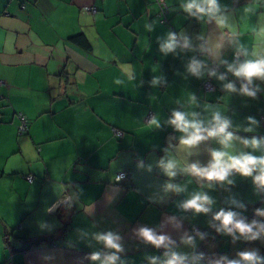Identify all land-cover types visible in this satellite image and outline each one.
I'll return each mask as SVG.
<instances>
[{
	"label": "crops",
	"instance_id": "obj_1",
	"mask_svg": "<svg viewBox=\"0 0 264 264\" xmlns=\"http://www.w3.org/2000/svg\"><path fill=\"white\" fill-rule=\"evenodd\" d=\"M164 1L165 24L155 0H0V264H92L89 254L105 249L91 234L106 230L123 237L121 259L151 264L146 257L162 258L164 249L140 241L133 229L147 225L159 230L169 215L182 218L181 229L162 230L173 240L179 242L184 231L189 233V225L207 229L215 237V241L197 239L192 249L179 246V251L193 255L201 249L204 258L198 264H209L222 255L235 259L247 249H257L264 257V238L233 242L209 226L212 213L193 214L176 207L190 193L202 190L215 201L213 213L225 208L247 216L255 205L264 207V192L256 191L251 178L234 174L233 185L201 189L196 178L178 172L171 182L186 185V191L163 194L168 178L157 167L164 150L178 145L180 134L167 124L176 110L195 111L207 122L211 110L206 106L213 105L231 119L233 129L247 127L251 116L259 122L256 131L236 135L264 136V91L257 99L228 94L222 83L235 79L230 73L224 82L207 75L211 70L225 73L220 60L234 62L237 43L249 52L264 48V36L253 32L264 27V0H218L227 8L225 14L238 37L207 18L184 13L180 8L184 0ZM169 32H183L191 50L162 54L159 43ZM77 34L89 41V51L70 40ZM201 34L203 41L198 39ZM209 40L223 45L218 57L199 50L201 45L209 47ZM192 57L205 62L203 78L187 72ZM125 65L133 66L132 80L125 74ZM154 76L161 77L155 86ZM208 78L213 91L201 88ZM255 83L264 89V81ZM189 94L195 95V105ZM18 113L27 119L23 134L17 133ZM153 114L161 120L160 129L147 124ZM115 129L122 136L116 137ZM234 143L237 150L249 151ZM213 148H220L216 139L201 142L191 156L182 147L170 151L181 162L204 165ZM140 161L143 167L138 168ZM119 172H127L126 182L115 181ZM29 175L31 183L25 179ZM77 193L79 198L70 209L46 212L61 195ZM154 193L164 195L165 202H150ZM230 198L239 200L244 209L233 207ZM41 221L49 227L41 229ZM66 222L69 227L63 234L60 229ZM48 236H52L48 243L20 248L29 240Z\"/></svg>",
	"mask_w": 264,
	"mask_h": 264
},
{
	"label": "clouds",
	"instance_id": "obj_2",
	"mask_svg": "<svg viewBox=\"0 0 264 264\" xmlns=\"http://www.w3.org/2000/svg\"><path fill=\"white\" fill-rule=\"evenodd\" d=\"M184 13L198 19L207 18L208 21L214 22L218 28L227 29V34L232 37H238L239 32L234 24L230 22V18L225 14L226 7H222L218 0H184L180 5ZM245 11H250L246 8ZM147 31H151V26L146 25ZM253 32L256 36H264V27L258 31L254 28ZM199 40H205L203 34L198 37ZM205 48L200 46L201 52H207L210 56H219V50L222 44H211ZM191 50V41L181 32L179 35L173 32L167 34L166 39L159 43V51L167 55L175 53L177 49ZM243 56L244 59H240ZM220 64L225 65V73L217 74L216 70L207 72L209 77H215L218 81H227V73H230L235 79L222 83L223 90L228 93H236L241 96L257 99L258 94L264 91L256 80L264 81V48L255 47L251 52L245 45L236 44V59L234 62L220 60ZM205 62L192 57L186 68L187 72L196 78H203L205 75ZM125 74L129 80L133 79L132 65L124 66ZM239 81V87H237ZM161 82V77L154 76L151 81L153 86ZM116 84H121V80H116ZM191 104H196L195 95H188ZM211 110V118L205 120L199 119V114L195 111H173L171 117L167 120V124L171 126L175 132L179 133L178 145H169L165 149L164 157L157 161V167L161 170L168 180L162 186V193L180 194L186 191V185L182 186L171 182L179 173L189 175L196 178L200 184V188H214L216 185L221 187L225 185H233L232 179L234 174H238L244 178H251L252 183L258 193L264 192V136H239L237 131L244 133H254L259 122L254 117H247V127L240 128L237 126L233 129L231 119L223 114L219 107L207 105ZM147 124L154 126V129L161 128V120L158 115L153 114L148 118ZM209 139H216L220 148L210 149L208 155L210 159L204 165L199 161L187 163L181 162L172 155L171 149L176 150L183 148L188 156H191L192 149L196 148L201 142ZM238 142L243 149L249 151L237 150L235 143ZM261 155H256V152ZM137 167H143L140 161ZM152 165L147 166V171L151 172ZM124 174L120 173L115 179H123ZM79 193L75 196H63L54 201L47 207L46 212L52 214L57 208L64 207L70 209L78 200ZM149 201L153 203H164V195L154 193L149 197ZM214 199L205 191L197 190L189 194L188 198L179 201L176 205L182 212H191L193 214L208 215L212 213V223L209 225L214 228L218 234L228 236L232 241L242 239L244 241H257L264 238V207L254 210V219L249 221L247 217L240 212L220 208L213 213ZM228 203L237 209H244V205L235 198H230ZM39 227L44 229L49 227L46 222H39ZM171 227L174 230L182 228V218L176 215L165 217L159 230L147 225H139L133 229L134 235L147 245H151L157 249L163 248V257H146L150 259L151 264H198L204 258V254H190L178 250L182 245L187 248H195L196 240H204L207 233L194 230L192 234L184 231L179 238V242L173 240L170 235L165 234L162 230ZM82 236L88 233H82ZM92 239L101 244L105 251H93L87 257L92 264H128L127 260L121 259L120 254L125 251L123 245V237L116 231L106 230L102 232H94L91 234ZM209 264H264V257H261L257 249L242 250L237 253V258L230 259L227 256H219L209 260Z\"/></svg>",
	"mask_w": 264,
	"mask_h": 264
},
{
	"label": "trees",
	"instance_id": "obj_3",
	"mask_svg": "<svg viewBox=\"0 0 264 264\" xmlns=\"http://www.w3.org/2000/svg\"><path fill=\"white\" fill-rule=\"evenodd\" d=\"M158 5V4H157ZM166 7H167V5H166ZM168 10V9H167ZM159 11V10H158ZM167 13V12H166ZM165 13V14H166ZM165 14L162 16H158L159 18H160V21H161V23H167V19H166V17H165ZM70 40L72 41V42H74L75 44H77L79 47H81L83 50H85V51H89L90 49H91V46H90V43H89V41L86 39V37L83 35V34H77V35H74V36H72V37H70ZM234 58H235V56H234ZM207 80H209L210 81V83H211V85H212V89L211 90H205L204 88H203V83L201 84V88L202 89H204L205 91H213L214 90V85L212 84V82H211V80H210V78H208ZM206 80V81H207ZM205 81V82H206ZM19 114V113H18ZM18 114H17V116H18ZM22 114V113H21ZM18 125H17V133L18 134H23V133H25L26 132V129L23 131V132H19L18 131V126H19V124H20V120H19V117H18ZM26 127H27V119H26ZM122 132V131H121ZM123 134V133H122ZM114 135L116 136V137H120V136H122V135H118V134H116V132L114 131ZM123 173H125V175H126V177L123 179V181H116V182H126L127 180H128V174H127V172H123ZM30 176V175H29ZM32 177V176H31ZM29 183H31L32 181H33V177H32V179L31 180H28L27 178H25ZM115 179V178H114ZM255 209H257L258 208V205H255V207H254ZM252 209V212L255 210V209ZM69 227V223L68 222H66V223H64V225H63V227L60 229V231H61V233H65V231L67 230V228ZM194 228H196L199 232H202V233H207V237H206V239H209V238H211L210 240L211 241H215L216 239H215V237H210L209 236V233H210V231H208L207 229L205 230V229H202V228H200L199 226H196V225H189V233L190 234H192L193 233V231H194ZM8 237V236H7ZM52 240V236H48V237H39V238H36V239H33V240H29V241H27L26 243H24V245H22L20 248L21 249H24V248H28V247H31V246H36V245H38V244H41V243H48V242H50ZM8 241V240H7ZM198 254H200V253H203V251L201 250V249H199L198 251Z\"/></svg>",
	"mask_w": 264,
	"mask_h": 264
},
{
	"label": "built area",
	"instance_id": "obj_4",
	"mask_svg": "<svg viewBox=\"0 0 264 264\" xmlns=\"http://www.w3.org/2000/svg\"><path fill=\"white\" fill-rule=\"evenodd\" d=\"M156 1V3L158 4V7H159V12H158V16H163L166 12H167V7H166V3H165V1L164 0H155ZM86 9H88V10H93V8H91V7H86ZM235 59H236V54H235ZM203 88L205 89V90H211L212 89V85H211V83H210V81L209 80H207L206 82H204L203 83ZM18 117H19V120H20V124H19V126H18V131L19 132H23L25 129H26V117L23 115V114H21V113H19L18 114ZM149 118V117H148ZM115 132H116V134H118V135H122V132L120 131V130H117V129H115L114 130ZM120 173H123V172H119V173H117L116 175H115V177H117V176H119V174ZM124 174V178L126 177V175H125V173H123ZM28 180H31L32 179V177L31 176H27L26 177ZM123 178V179H124ZM123 179H115L116 181H123ZM253 213H254V211L253 212H251L249 215H247V216H245V217H247V219L249 220V221H251L252 219H254L255 217H254V215H253ZM194 230H197L196 228H194ZM7 264H11L10 262H8Z\"/></svg>",
	"mask_w": 264,
	"mask_h": 264
}]
</instances>
